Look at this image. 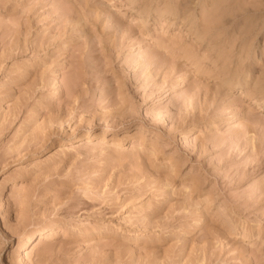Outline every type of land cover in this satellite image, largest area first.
Wrapping results in <instances>:
<instances>
[{
    "label": "rangeland",
    "instance_id": "374dc122",
    "mask_svg": "<svg viewBox=\"0 0 264 264\" xmlns=\"http://www.w3.org/2000/svg\"><path fill=\"white\" fill-rule=\"evenodd\" d=\"M0 264H264V0H0Z\"/></svg>",
    "mask_w": 264,
    "mask_h": 264
},
{
    "label": "bare ground",
    "instance_id": "6f19581e",
    "mask_svg": "<svg viewBox=\"0 0 264 264\" xmlns=\"http://www.w3.org/2000/svg\"><path fill=\"white\" fill-rule=\"evenodd\" d=\"M136 19H140V17H138V18L136 17ZM141 20H142V19H141ZM257 106L260 107V108H262V107H261V106H262L261 104H258V103H257ZM11 196H13V191H12V190L9 192V194H8V198L11 197ZM47 229H48V228H47ZM47 229H46V230H45V229H44V230H41V231L37 234V235L39 236V238H43V236H44V234L46 233ZM37 235H36V236H37ZM25 238H26V240H25V242H24V250H26L25 253H28L27 248H28L29 245H28L27 247H26V245H27V244L30 242V240L32 239V235H27Z\"/></svg>",
    "mask_w": 264,
    "mask_h": 264
}]
</instances>
